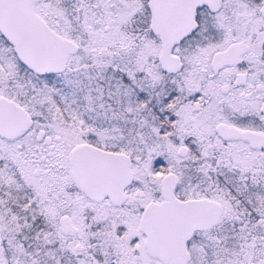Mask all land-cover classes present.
<instances>
[{
	"label": "snow or ice",
	"instance_id": "6c2138e0",
	"mask_svg": "<svg viewBox=\"0 0 264 264\" xmlns=\"http://www.w3.org/2000/svg\"><path fill=\"white\" fill-rule=\"evenodd\" d=\"M0 264H264V0H0Z\"/></svg>",
	"mask_w": 264,
	"mask_h": 264
}]
</instances>
